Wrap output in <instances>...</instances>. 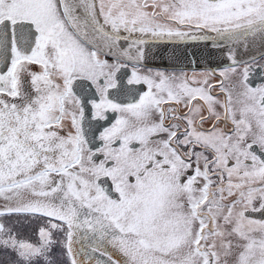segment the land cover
Returning <instances> with one entry per match:
<instances>
[{
    "label": "snow or ice",
    "instance_id": "snow-or-ice-1",
    "mask_svg": "<svg viewBox=\"0 0 264 264\" xmlns=\"http://www.w3.org/2000/svg\"><path fill=\"white\" fill-rule=\"evenodd\" d=\"M0 264H264V0H0Z\"/></svg>",
    "mask_w": 264,
    "mask_h": 264
}]
</instances>
